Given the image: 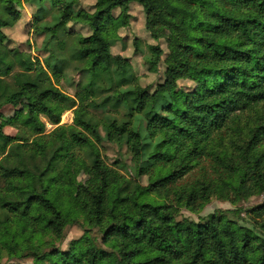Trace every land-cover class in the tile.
Returning <instances> with one entry per match:
<instances>
[{
	"label": "trees",
	"instance_id": "1",
	"mask_svg": "<svg viewBox=\"0 0 264 264\" xmlns=\"http://www.w3.org/2000/svg\"><path fill=\"white\" fill-rule=\"evenodd\" d=\"M24 1L38 5L33 29L45 36L38 50L48 56L11 47L5 28L23 13L13 0H0V106L26 101L31 116L9 122L18 136L0 124V147L8 148L0 153V260L30 254L34 264H264V203L250 211L251 228L223 212L178 219L168 202L196 194L192 210L199 211L213 197L238 202L264 192V0H144L148 31L179 23L192 41L185 61L168 73L194 85L181 88L169 77L154 91L138 83L129 58L112 53L114 12L129 24L134 0H96L93 10L81 0ZM150 49L156 64L162 50ZM73 59L82 63L77 99L55 81ZM77 100L74 125L46 133L41 116L58 125ZM109 105L125 107L129 119L91 114ZM252 118L245 146L222 149ZM105 141L127 147L135 178L106 161ZM81 160L89 162L90 183L70 197L62 171ZM73 224L88 231L69 251L46 243ZM95 229L103 244L89 233Z\"/></svg>",
	"mask_w": 264,
	"mask_h": 264
},
{
	"label": "rangeland",
	"instance_id": "2",
	"mask_svg": "<svg viewBox=\"0 0 264 264\" xmlns=\"http://www.w3.org/2000/svg\"><path fill=\"white\" fill-rule=\"evenodd\" d=\"M16 8L23 13L20 21L11 27L5 28V32L11 39V47H17L21 50L32 52L33 55L39 56L45 60L48 56L43 51L38 49L43 47L46 42L44 35L37 34L33 29L34 16L37 12L38 5L36 3H27L24 0H13ZM144 0H134L131 3L130 14L132 15L129 24H126L121 18L120 9L115 10V20L113 22L112 35V53L114 55H123L130 59L134 72L138 78V83L143 87L150 88L151 91L156 90L159 84L164 83L169 77L177 84L178 87H192L194 83L187 79L178 78L176 75H169L168 68L177 60L185 61L186 51L192 44L190 32L186 26L179 23H173L171 28H160L148 31L146 28V14L143 5ZM96 0H81V6L88 10H93ZM49 20V19H48ZM69 28L78 31L80 34L89 35L90 30L86 25L70 23ZM138 39V44L135 40ZM151 46H158L162 50L160 60L156 64L149 62L154 56ZM78 60L73 59L69 66L64 68L63 76L59 79L55 78L56 84L67 94L76 97L79 90V83L83 79L82 63L79 65ZM81 67V69H80ZM119 90L116 91V93ZM105 95V94H104ZM80 106L77 100V105L67 110L60 124L49 122L44 115L41 119L46 124V133L53 132L59 126H71L75 123L76 110ZM110 106V105H109ZM110 106L107 110L102 108H92L91 114L98 120H104L107 117L113 119L126 120L129 115L126 114L125 107L121 106L117 111ZM264 115V108L261 110ZM258 116V115H257ZM256 116V117H257ZM18 119L20 123L31 122L29 113V104L22 101L16 105H1L0 106V124L4 125V132L11 136H18L22 133L21 129L15 124L9 122ZM256 118H252L250 122L245 120L237 125L236 132H232L225 139L222 149H228L234 144L245 146V142L249 138L247 135L250 125L255 123ZM256 127L253 126V128ZM105 135V132H103ZM8 148L0 147L1 157L6 153ZM101 151L109 164L116 165L124 174L131 179L136 176V163L132 155L125 145L111 143L105 141L101 145ZM62 178L65 182V191L70 197H75L80 194L83 189L90 183V167L89 162L81 160L77 165L70 164L67 170L62 171ZM195 178L202 179V175ZM241 174L237 173L233 179V184L238 187L241 183ZM142 182L147 183V178L143 177ZM198 201V195L182 192L179 196L169 203H173L178 209L176 217L178 219L188 218L195 221H200L214 213H225L229 218L238 221L240 224L255 228L256 222L251 219L250 211L264 203V192L253 195L249 199H240L238 202L222 200L216 197L211 198L210 202L199 211H193L192 206ZM73 206L71 207V216H74ZM84 223V220L82 219ZM81 222V223H82ZM88 231L86 224L69 225L61 238L49 236L46 238V243L51 244V247L69 251L73 247V242L83 237ZM93 237L98 238L99 244H103V235L97 229L89 232ZM1 264H34V258L28 254L22 258H9L7 255L1 257Z\"/></svg>",
	"mask_w": 264,
	"mask_h": 264
}]
</instances>
